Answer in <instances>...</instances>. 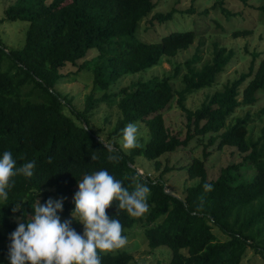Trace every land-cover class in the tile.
<instances>
[{"label": "trees", "instance_id": "16d2710c", "mask_svg": "<svg viewBox=\"0 0 264 264\" xmlns=\"http://www.w3.org/2000/svg\"><path fill=\"white\" fill-rule=\"evenodd\" d=\"M157 1L15 0L6 7L0 22L22 20L28 26L22 47L8 49L0 40V55L10 62L1 69L0 58V158L8 150L17 168L31 160L36 161V167L30 178L22 174L12 177L8 199L0 201V264H10V235L18 224L32 219L37 202L43 205L51 198L61 201L62 211L57 215L61 222L71 220L78 182L100 170L122 180L129 191L134 182L125 177H134L149 187V211L139 219L150 248L170 249L167 264H241L249 251L264 261V127L259 138L249 137V111L226 124L237 108L253 105L257 92L264 89V57L259 58L258 51L250 52L247 71L227 80L196 109L186 106L187 95L216 81L235 54L232 47L212 41V55L200 66L196 64L202 53L196 48L183 64L174 63L172 72L109 92L123 75L145 70L164 59L171 61L193 43L195 34L188 29L170 31L155 42L137 38L140 21L153 12ZM223 2L217 0L213 7L231 15ZM259 9L264 12V4ZM176 12L175 8L154 12L148 23H164ZM250 33V29L231 31L234 37ZM91 49L95 55L85 60ZM67 64L79 71L89 70L95 88L103 91L100 97L88 94L81 110L73 104L72 96L56 89L69 75L63 72ZM176 78L182 84L178 90L172 84ZM172 101L184 116L183 137L164 122L163 113ZM101 103L119 110L115 124L103 136L90 128V117ZM263 112L261 109L260 114ZM137 121L146 125L150 138L144 146L126 153L117 140L128 123ZM193 139L195 147H201L202 158L194 157L179 168L165 165L155 177L137 171L136 156L153 160L154 168L159 170L162 154L186 147ZM214 144L217 150L230 146L244 154L242 161L253 172L241 175L242 164L231 163L222 167L215 179H208L205 162ZM110 155L118 159L110 161ZM182 168L189 179L197 182L186 187L183 196L165 192L163 174ZM205 183L212 185L211 191H205ZM117 205L118 201H113L106 213L120 221L122 234L126 235V229L138 219L125 210L117 211ZM73 229L83 234V226ZM98 254L101 264H140L125 250Z\"/></svg>", "mask_w": 264, "mask_h": 264}, {"label": "rangeland", "instance_id": "374dc122", "mask_svg": "<svg viewBox=\"0 0 264 264\" xmlns=\"http://www.w3.org/2000/svg\"><path fill=\"white\" fill-rule=\"evenodd\" d=\"M14 1L0 0V18H4L6 7ZM216 1L158 0L153 12L140 21L136 34L137 38L143 42H155L170 31L188 29L195 34L193 43L187 49L179 51L171 61L164 59L161 63L145 70L123 75L110 86L109 92L119 91L121 87L138 80H146L154 75L163 76L172 72L174 63L183 64L184 60L190 57L196 48H199L202 53L200 63L196 64L200 66L209 60L212 55V41H218L219 45L227 48L232 47L235 54L223 71L217 75L216 81L211 86L201 88L187 95L186 106L190 109H196L207 95L222 89L227 80L247 71L251 60L250 52L253 50L258 51L260 53L259 58L264 57V12L259 9V5H263L264 0H224V6L232 12L229 16H226L218 6L213 7ZM171 8H175L179 12L174 13L173 17L164 23L149 25L148 19L154 12L168 11ZM189 9H193V11H188ZM205 9H207V12L203 13ZM27 26V21L3 19L0 22V40L3 45L8 49L22 47ZM240 29H250L251 33L237 37L231 35V31ZM94 55L95 51L91 49L85 60H89ZM0 58L3 59L1 69H5L10 63L9 59L3 54L0 55ZM182 70H185L184 67H182ZM63 72L69 73V75L57 84L56 89L61 94L72 96L73 104L78 109L84 108V101L88 94L92 93L94 97L102 95L103 91L95 88L92 73L89 70L82 69L79 71L76 66L67 64L63 68ZM172 84L176 90L182 87L179 78L172 80ZM257 98L253 105L237 108L226 120V124H229V122H234L236 116H243L246 111H249L251 120L248 123V135L252 140H256L262 135V128L264 127V112L260 114V110L264 109V89L257 92ZM118 116L119 110L116 107L101 103L94 109L90 117V128L94 133L103 136V132L105 133L107 129L115 124ZM163 118L165 124L172 128L173 133L180 132L182 137L185 135L184 116L174 101L170 104V108L164 111ZM134 123L138 127V143L140 146H144L150 138L148 128L141 121ZM117 141L120 149L128 153L129 150L122 148V136ZM195 141L193 139L186 147L162 154L158 158L161 161L159 170L154 168L153 160H148L143 156L135 157V167L140 173L143 172L150 175V177L157 176L165 165L174 166V168L184 167L192 158H202L201 147H195ZM211 150L212 154L205 162L208 179H215L219 175L220 169L231 163L242 164L239 169L241 175L248 176L253 172V169L247 166L248 164L245 161H242L244 154L237 152L234 147L224 146L221 150H217L214 144ZM163 177L166 189L178 196H183L185 188L197 182L196 179L187 177L185 168L165 172ZM137 219L136 223L126 229L127 244L119 250L130 252L140 264H167L171 257L170 249L166 246L150 248L143 233L142 220ZM18 222L20 221L18 220ZM70 226L81 228L83 225L77 221H71ZM75 231L78 233V229H75ZM217 234L220 239H225V235ZM2 260L5 261V259ZM241 264H264V261L252 251H249Z\"/></svg>", "mask_w": 264, "mask_h": 264}, {"label": "clouds", "instance_id": "9594fccd", "mask_svg": "<svg viewBox=\"0 0 264 264\" xmlns=\"http://www.w3.org/2000/svg\"><path fill=\"white\" fill-rule=\"evenodd\" d=\"M121 132L123 149L140 147L135 123H128ZM104 147L113 150L111 145L105 144ZM108 159L116 161L118 157L110 155ZM16 163L12 153L5 150L0 158V201H7L8 190L13 186L12 177L22 174L30 178L36 167L35 160L19 168ZM125 179L133 180L132 191L107 170L85 175L78 182V190L73 196L71 220L64 222L57 215L62 211L61 201L48 199L43 205L37 202L32 219L18 224L10 235V264H101L98 253L108 254L122 249L127 244V236L122 234L120 221L110 218L106 209L113 201H118L117 211L125 210L130 217L139 218L149 211L147 201L150 195L147 185L136 182L134 177ZM203 187L205 191L212 190L208 183ZM72 220L83 225L82 235L70 226Z\"/></svg>", "mask_w": 264, "mask_h": 264}, {"label": "water", "instance_id": "95a60500", "mask_svg": "<svg viewBox=\"0 0 264 264\" xmlns=\"http://www.w3.org/2000/svg\"><path fill=\"white\" fill-rule=\"evenodd\" d=\"M83 124H84V127H85V128H87V125H86V123H83ZM137 171H138V170H137ZM139 173H140V172H139ZM141 173H142V172H141ZM164 191H165V192H167V193H171V192H169V190H168V189H166V188L164 189ZM171 194H173V193H171Z\"/></svg>", "mask_w": 264, "mask_h": 264}]
</instances>
